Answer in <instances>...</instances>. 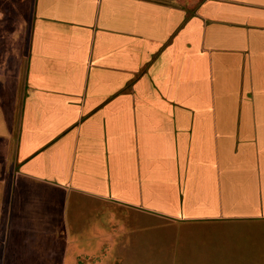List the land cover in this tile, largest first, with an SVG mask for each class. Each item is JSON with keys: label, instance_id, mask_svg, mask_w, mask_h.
<instances>
[{"label": "crops", "instance_id": "0c3cea01", "mask_svg": "<svg viewBox=\"0 0 264 264\" xmlns=\"http://www.w3.org/2000/svg\"><path fill=\"white\" fill-rule=\"evenodd\" d=\"M29 1L6 82L19 222L97 216L72 264L162 262L195 238L198 264H264V0Z\"/></svg>", "mask_w": 264, "mask_h": 264}, {"label": "rangeland", "instance_id": "374dc122", "mask_svg": "<svg viewBox=\"0 0 264 264\" xmlns=\"http://www.w3.org/2000/svg\"><path fill=\"white\" fill-rule=\"evenodd\" d=\"M29 2L27 5L19 3L21 5L18 6L16 0H0V83H5L4 99L0 101V159L3 158L4 161L0 162V264H72V254L75 252L69 242H72L74 237L78 238L82 246L85 238L96 241L95 227L99 224L97 216L93 213L87 216L82 215L78 232L72 233L68 208L65 206L59 208L56 203H53L51 207L47 205L37 221L32 215H19L20 218H24V222H19L21 219H17L11 208L12 177L9 152L12 146L15 147L16 136L11 137L10 133L13 119L10 118L7 110L11 109L12 101L10 88L6 82L16 80V72L11 70L13 63L10 57L19 54L25 34V25L17 11H20L23 16L30 17L32 2ZM105 217L110 219L109 215H104L102 218L105 219ZM114 223L116 224V221ZM170 233L179 234L178 231H170ZM194 241L196 243L197 239L195 238ZM183 242L188 248L185 254L172 256L171 250L170 256L163 258L162 262L165 263L154 260L138 264H198L197 257L200 255L197 248L193 247V242ZM106 249L94 247L92 256L85 255L83 252L85 249H79L82 250L80 252L82 254H79L76 259L80 264H114L112 261L115 262L116 249L111 248L108 253ZM154 249L158 250L156 245ZM173 249L178 251V245ZM126 254L131 258L136 255L133 247L126 249Z\"/></svg>", "mask_w": 264, "mask_h": 264}]
</instances>
